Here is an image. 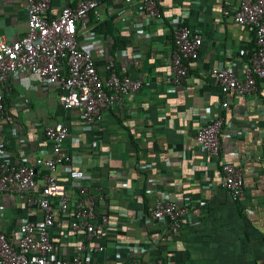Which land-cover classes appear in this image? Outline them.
<instances>
[{"label":"crops","instance_id":"0c3cea01","mask_svg":"<svg viewBox=\"0 0 264 264\" xmlns=\"http://www.w3.org/2000/svg\"><path fill=\"white\" fill-rule=\"evenodd\" d=\"M80 0H52L51 15ZM240 0H163L159 18H149L127 0H97L77 24V40L97 68L113 64L120 76L141 81V90L103 113L99 124L67 117L54 90L38 77L19 73L4 88L5 115L0 119V146L12 163L51 154L44 128L56 120L70 126L64 144L70 164L55 172L69 196L74 175L90 179L109 202L98 208L108 224L96 264H123L132 257L165 264H261L264 262V80L247 97L224 102L211 70L228 67L242 77L254 47L253 33L239 27L233 15ZM26 0H0V35L21 38L27 31ZM185 25L202 38L199 57L189 65L183 86L173 83L167 61L176 26ZM222 118L220 158H208L195 136L200 126ZM96 146L93 147L92 143ZM219 160L239 165L244 191L231 200L219 185ZM44 173L37 170V181ZM98 191V190H97ZM188 209L176 236L165 222H152L157 200ZM0 232L11 234L22 222H41L42 214L18 195L0 193ZM67 219V218H66ZM59 220V218H57ZM67 220H70L67 219ZM51 239L58 255L70 258L77 239L54 227Z\"/></svg>","mask_w":264,"mask_h":264},{"label":"built area","instance_id":"2783aa9c","mask_svg":"<svg viewBox=\"0 0 264 264\" xmlns=\"http://www.w3.org/2000/svg\"><path fill=\"white\" fill-rule=\"evenodd\" d=\"M51 1L26 0V33L16 40L0 35V119L5 115L4 88L7 81L15 80L19 73H30L47 89L55 91L60 109L67 117L88 125L99 124L106 110L138 93L142 83L120 76L113 64L97 68L92 55L80 48L77 24L87 19L90 12L98 15L97 0H80L74 6L62 8L57 15L50 14ZM127 1L139 4L149 18L160 16L163 0ZM233 20L239 27L253 33L254 47L242 77L228 67L211 70V76L225 99L221 104L223 108L228 106L231 96L254 95L258 80H264V0H240ZM172 42L173 49L167 61L173 73V83L183 86L188 80L190 63L199 57L202 38L188 26L179 25L173 32ZM222 124L223 119L216 118L203 123L196 133L195 141L208 158H220ZM43 135L50 144L51 154L36 158L33 166L25 161L12 163L9 152L0 146V193L18 195L42 214L41 222H22L11 234L0 232V264H96L92 257L104 251L100 239L108 224L107 215L98 213V208L108 206L109 202L100 189L92 192L86 187L90 181L88 177L73 176L75 199L57 181V168L72 162V156L64 149L71 135L70 126L56 120L44 128ZM92 146L95 147L96 143L93 142ZM219 168L220 187L231 200L237 201L245 185L242 167L219 160ZM37 170L44 173L40 183ZM187 214V208L163 199L155 202L148 219L165 222L166 233L176 236L187 222ZM54 227L65 228L77 239L70 258L56 253L50 236ZM123 264L165 263L160 257L147 263L132 257Z\"/></svg>","mask_w":264,"mask_h":264},{"label":"trees","instance_id":"16d2710c","mask_svg":"<svg viewBox=\"0 0 264 264\" xmlns=\"http://www.w3.org/2000/svg\"><path fill=\"white\" fill-rule=\"evenodd\" d=\"M164 261V260H163Z\"/></svg>","mask_w":264,"mask_h":264}]
</instances>
